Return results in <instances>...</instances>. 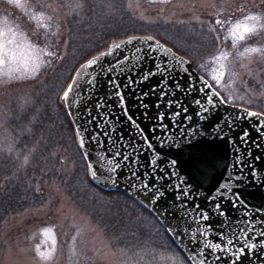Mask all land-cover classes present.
<instances>
[{
	"label": "snow or ice",
	"instance_id": "6c2138e0",
	"mask_svg": "<svg viewBox=\"0 0 264 264\" xmlns=\"http://www.w3.org/2000/svg\"><path fill=\"white\" fill-rule=\"evenodd\" d=\"M261 2L264 3V0ZM70 7L83 8V4L75 3ZM239 10L244 11L242 7ZM35 19L43 29H51L52 15L40 11L36 13ZM226 23L231 22L215 19V24L221 27ZM258 29H264V16L248 14L242 22L232 24L229 35L235 46L237 41L245 40L247 35ZM209 31L214 32L215 29L210 28ZM153 39L129 37L126 41L110 45L107 51L93 55L81 64L63 90L60 99L69 116H73L74 108L77 114L83 108V131L81 126L76 128L79 147L84 149L86 144L94 143L102 152L95 161L89 160L87 167L90 176L94 181L98 176H106L116 184L119 177L125 175L129 188L135 189L132 198L137 199V194L142 195L148 203L142 200L138 202L145 208L155 206L153 210L160 217L169 215L171 204L165 206V203L170 191L174 202H181L179 206L182 208L187 209V204L193 202L196 215L191 216V222L197 225L196 231H190L189 227L166 228L176 240L182 241L185 236L190 238L193 250L182 244L180 246L189 253L191 264L221 261L222 257L217 253L224 254L228 264H242V257L258 256L257 249L264 251V206L251 205L240 191V185L246 181H257V168L252 159L246 160L245 157H253V148L264 147L261 142L264 140V111L245 108L238 109L235 114L221 113L220 108L232 104L233 97L229 95L225 98L213 83L202 76H194L187 67L188 61L160 45L159 41L147 44L146 48L137 46L131 57L114 55L126 44L131 45L133 40L143 44ZM20 47L15 41L0 44V74L11 78L15 71L20 70L21 60L17 52ZM26 47L30 55L23 61V67L33 75L39 73L42 64L50 63L45 57L62 59L46 47L41 48L31 42ZM250 53L264 56V48H245L239 55L246 57ZM228 56L229 53L221 52L212 59L221 61ZM223 69L224 65L221 64L212 76L216 85H220L223 80ZM145 86L147 90H144ZM126 90L128 95L135 98V106L143 117L142 121H138L135 113L130 111ZM151 97L156 100L153 102ZM189 97L190 102L185 103ZM190 106L193 108L191 114ZM232 107L236 108V105ZM253 118L255 122L250 123L249 127L256 131V138L251 137L248 128H241L242 122H250ZM122 121H126L134 130V136H125ZM72 122L76 123L75 117ZM143 122L151 123L142 127ZM117 125H121V128L118 129ZM236 129H240V133L234 138L231 133ZM225 137L234 154L229 171H235L227 181L216 186L213 194L205 197L207 206L201 208L199 203L194 202L195 198L204 183L215 176L223 163L210 147L204 145L223 141ZM142 153H150V156L144 157L148 161L146 167L141 164ZM83 155L87 158L90 153L85 151ZM253 159L259 161L261 157L256 155ZM181 161L188 166V179L179 172ZM27 163L26 156L24 164ZM124 169H127L126 173ZM133 181H137L138 186ZM212 217H217L219 224L214 226L208 223ZM250 234L261 239L253 242L249 239ZM206 250H210L207 255ZM40 255L44 257L45 253L41 252Z\"/></svg>",
	"mask_w": 264,
	"mask_h": 264
},
{
	"label": "trees",
	"instance_id": "16d2710c",
	"mask_svg": "<svg viewBox=\"0 0 264 264\" xmlns=\"http://www.w3.org/2000/svg\"><path fill=\"white\" fill-rule=\"evenodd\" d=\"M54 1L64 13L65 34L56 46V50L60 48L57 57L62 59L49 58L50 63L24 96L16 94L0 103V229L11 218L45 205L47 197L37 192V185L55 184L102 230L116 252L148 258L151 263L164 259L180 264L181 258L172 253L176 249L185 264H191L150 210L129 195L93 183L60 97L81 64L130 36L156 37L188 58L207 79L212 58L233 47V41L225 39L226 32L218 25L210 32L207 23L146 21L132 8L131 0ZM75 3H82L83 8L70 7ZM244 41L264 48V29L247 35ZM26 156L28 163L24 164ZM148 216L164 229L162 240L153 234Z\"/></svg>",
	"mask_w": 264,
	"mask_h": 264
},
{
	"label": "rangeland",
	"instance_id": "374dc122",
	"mask_svg": "<svg viewBox=\"0 0 264 264\" xmlns=\"http://www.w3.org/2000/svg\"><path fill=\"white\" fill-rule=\"evenodd\" d=\"M131 6L142 19L151 22H199L215 29L219 26L215 19L229 20L231 23L219 27L231 40L229 28L232 24L242 22L248 14L264 16L261 0H131ZM241 7L243 12L239 10ZM40 11L53 16L50 30L40 27L35 19ZM63 18L64 13L54 0H0V44L15 41L21 46L17 50L20 70L15 71L11 78L0 74V103L16 94L24 96L40 77L47 63L41 65L38 74L33 75L26 70L23 61L30 55L26 45L31 42L57 54L60 48L56 50V46L65 34ZM249 47L254 46L244 40L237 41L225 52L229 53L226 60L214 61L208 73L210 79H206L211 83L212 76L223 64V80L220 85L212 80L213 86L225 98L233 97L230 105L242 104L264 111V56L250 53L241 57L239 53ZM44 59L50 60L48 57ZM37 192L47 197L45 205L11 218L0 229V264H171L164 259L151 263L148 258L116 252L102 230L72 205L58 185H37ZM148 217L153 234L162 240L164 229ZM41 252L45 253L44 257ZM172 253L185 264L178 250L174 249Z\"/></svg>",
	"mask_w": 264,
	"mask_h": 264
},
{
	"label": "water",
	"instance_id": "95a60500",
	"mask_svg": "<svg viewBox=\"0 0 264 264\" xmlns=\"http://www.w3.org/2000/svg\"><path fill=\"white\" fill-rule=\"evenodd\" d=\"M130 37H141V38L152 37L154 39L152 41H146L143 44L139 40H133V43L131 45L126 44L121 50H119L117 53H115L114 55L116 57H120L122 55H128L131 57L133 55V53H135V48L137 46H140L142 48H146L147 44H149V43L155 44L156 41H159L160 45L166 46L167 48L171 49V51L174 52L177 56L182 57L184 60L188 61L187 67L189 68L190 72L194 73V76H196V77L202 76L193 69L192 63L189 59L178 54L171 47L165 45L164 43H162L157 38L150 36V35L130 36ZM128 38L121 39V40L117 41L116 43H120L121 41H126V40H128ZM107 50L108 49H106L105 51H107ZM109 59H111V57H109ZM149 66H150V64H149ZM88 71H91V69H89ZM154 82L155 81H152V83H154ZM144 90H147V86H145ZM126 99L128 101V106H129L130 111L132 113H135V117L138 119V121H142L143 117L140 115V111L137 110V108L135 106V98L131 95H128L127 90H126ZM151 100L154 102L156 100V98L151 97ZM190 100H191V97H189V100L185 101V103H189ZM238 109L243 110L245 108L240 107V106H236V108H233L232 105L229 104L226 106H222L220 108V112L225 113V114L227 112H231L232 114H235V112ZM192 111H193V108L190 106L189 107V113L191 114ZM152 112L153 113L155 112L154 108L152 109ZM94 114H95V112H94ZM74 117L76 119V123H73V122L72 123L74 125L75 132H76V128L78 126H81L82 131H83V126H84L83 125V118H82L83 117V108H81L79 110V114H77V110L74 108L73 109V116H70L71 121H73ZM254 122H255V118H253V120L250 122H247V123L242 122L241 123V128H248L252 138H256L257 133L254 129L249 127V124L254 123ZM150 123L151 122H143L141 124V126L147 127ZM165 123H167V120L165 121ZM122 127H123V132H124L126 137L129 135H132V136L135 135L134 130H132L129 127V125L126 121H122ZM117 128L120 129L121 125H117ZM239 133H240V129H236L235 131H233L231 133V135L235 138L239 135ZM77 139H78V137H77ZM261 142L264 143V140H262ZM78 144H79V141H78ZM204 146L210 147L215 152V154L220 158V160L223 161V163L220 165V169H219V171H217L215 176L213 178H211L209 181H206L204 183L203 187L200 189L198 196L195 198L194 202L199 203L201 205V208H205L207 206V201H206L205 197L213 194L216 186L220 183L227 181L229 176L232 174V172L235 171V170H232V172L229 171L231 162L234 159V154L231 150V146L227 142V137H225V140H223V141H217L215 144L204 145ZM157 150L159 151L158 146H157ZM81 151H82V154L85 151H88L90 153L89 157H87V158L83 155L85 160H86L87 165H88L89 160L95 161V159L99 155L102 154L101 149L97 148L94 143L93 144H86V148L81 149ZM243 151H244V149H242V152ZM252 151H253V157H251V158L245 157V159L246 160H249V159L253 160V162L257 168V181L252 182V183H248L246 181L244 184L240 185V191L247 198V200L251 203V205H254L255 207H262V206H264V183H261V182H264V147H262L261 149L253 148ZM256 155H259L261 157V159L259 161H254L253 158ZM147 156H150V153H142L141 164L144 165L145 167L147 166L148 161L144 157H147ZM105 164H106V159H105ZM187 167L188 166L184 161H181L179 163V172L182 176L185 177V179H188ZM143 170L144 169H141V171H143ZM124 172L126 173L127 169H124ZM92 181L97 187H99L101 189L113 190V191H116L118 193L129 195L131 197H132V194L135 192V189L129 188L128 183L126 182L127 177L125 175H121L116 184H113L110 180H108L106 178V176H98L95 181L93 179H92ZM133 182L137 183V186H138L137 181H133ZM176 182H178V181H176ZM233 187H236V185H233ZM136 200L137 201L142 200V201H144L145 204L148 203L146 200H144V197L142 195H139V194H137ZM162 203H165V202H162ZM169 203L171 204V207L169 208V215L167 217L158 216L153 210L155 206H150V207H148V209L159 219V221L161 222V224L165 230L167 227L179 226L180 228L189 227L190 231H196L197 225L195 223L191 222V216L196 215V210L193 208V202L190 201L187 204V209L182 208L179 206L181 202H174L173 194L170 191L168 196H167V203H165V206H167V204H169ZM186 211L188 212L187 215H185ZM210 216H211V213H210ZM182 217H183V219H181ZM230 220H231V217H230ZM219 222L220 221L217 217H212L208 223H211L212 225L215 226V225L219 224ZM257 227H259V225ZM173 239H174L175 243L181 248V250L184 252V254L189 259V253L185 252L183 250V247H181L180 245L182 244L183 246H186L190 251L193 250L194 245L192 243H190V238L188 236H185L182 241L176 240L175 237H173ZM198 239H199V234H198ZM249 239L252 240L253 242H258V240L261 238L256 237L254 234H250ZM197 251H198V249H197ZM208 251H210V250H206V255H207ZM256 252L258 253V256L253 255L251 257H242L241 258L242 264H264V251L257 249ZM217 254L221 255L222 259H221V261H213V264H228V258H225L224 254H222V253H217ZM198 259H199V257H198ZM189 261H190V259H189Z\"/></svg>",
	"mask_w": 264,
	"mask_h": 264
}]
</instances>
